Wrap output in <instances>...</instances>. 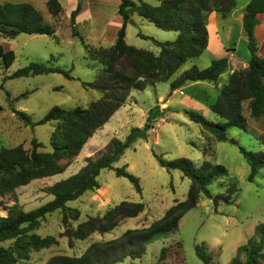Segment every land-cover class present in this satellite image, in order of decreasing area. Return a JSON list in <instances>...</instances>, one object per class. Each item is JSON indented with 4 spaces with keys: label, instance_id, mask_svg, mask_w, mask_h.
<instances>
[{
    "label": "rangeland",
    "instance_id": "rangeland-1",
    "mask_svg": "<svg viewBox=\"0 0 264 264\" xmlns=\"http://www.w3.org/2000/svg\"><path fill=\"white\" fill-rule=\"evenodd\" d=\"M58 1L62 12L53 16L47 8L48 0H1L2 3L31 4L42 14L45 23L54 28L55 35L21 34L15 39L0 36L3 49L14 51L16 55L9 68L5 67L0 58V149L21 146L24 151H31V141L35 138L43 144L40 152H51V137L57 123L34 126L28 125V121L34 124L39 122L55 107L87 108L100 99L99 92L82 86V82H93L99 78L103 70L97 61L88 59L85 46L109 48L115 44L117 33L123 24L118 15L120 0ZM134 1L152 6L159 4L157 0ZM235 1L236 8L227 16L217 13L210 16L216 18L218 34L225 46V58L228 59L227 70L218 83H208L215 86L217 95L230 74L248 66L249 53L243 30V15L250 0ZM79 4L82 9L73 24L71 15ZM258 19L255 34L259 53L264 55V14L259 15ZM74 32L77 34L75 37ZM140 34L165 42V39H169L167 35L175 36L177 33L160 29L138 15L132 16V22L126 29V43L157 55L160 49L153 41L142 38ZM222 53L220 42L213 44L212 41L211 51L188 62L177 74L193 66L207 68L213 60L220 59ZM30 63L71 70L76 80H69L58 73L6 79ZM188 85L194 83L188 82L186 86ZM25 93H28L27 97L17 99ZM181 93L170 98V108L167 116L165 114V120L155 121L147 140H138L113 164L112 169L101 172L98 177L99 189L87 192L77 201L68 203L69 207L76 208L81 213L80 219L71 222L69 227L77 229L89 217H102L109 208L123 201L142 203L144 211L137 217L121 220L111 232H96L84 240H70L66 227L62 224L61 213L57 211L48 215L38 227L25 232L40 238L52 236L56 242L46 249H32L28 259H19L16 264H46L54 256L79 257L94 243L117 239L129 229L142 228L162 218L176 200L186 199L191 182L181 171L163 167L157 156H162L166 161L189 159L196 168L205 161L222 165L226 168V174L212 182L208 187L209 191L214 197L228 196L236 191L232 193L229 203H215L213 199L201 194L198 205L182 218L178 230L157 235L147 246L142 258H126L119 264H205L196 254L197 246L205 247L212 258L210 264H230L236 257L239 246L252 239L257 240L255 228L264 225V169L259 171L254 181H249L251 168L240 149L264 153V117L251 118L245 103L247 130L228 127V141L222 142L201 124L188 118L180 101L189 95ZM169 95L170 84L164 82L149 84L143 91H133L126 104L93 134L76 158L62 161L65 169L61 174L33 180L2 197L0 216H7L10 208L29 212L50 202L53 196L49 189L56 182L76 174L88 161H96L106 155L114 139L125 141L131 129L142 128L152 108L167 107L164 98H169ZM159 96L164 98L159 99ZM197 112L211 122L223 123L211 111L206 112V115L203 110ZM122 167H126L130 174L139 179L141 193L136 191L129 179L116 175V169ZM15 244V241H9L3 246L12 247ZM163 248L169 251L161 261ZM260 264H264V261Z\"/></svg>",
    "mask_w": 264,
    "mask_h": 264
},
{
    "label": "trees",
    "instance_id": "trees-1",
    "mask_svg": "<svg viewBox=\"0 0 264 264\" xmlns=\"http://www.w3.org/2000/svg\"><path fill=\"white\" fill-rule=\"evenodd\" d=\"M159 4L152 6L147 3H136L134 0H120L118 15L123 24L117 33L115 44L109 48H94L85 46L88 59L97 61L102 67L99 78L93 82H82L85 89L100 93V99L87 108L62 109L53 108L37 123L28 121V125H45L57 123L51 137L52 151L40 152L43 144L35 138L31 141V151H24L21 146L11 149H0V199L13 193L18 187L25 186L33 180L52 177L61 174L65 166L63 160H73L85 147L93 134L103 127L113 115L126 104L133 91H143L149 84L169 83L171 93L184 88L188 81L192 83H218L226 72L228 59H215L204 69L193 66L181 74H177L188 62L199 59L208 49V23L212 13L227 16L237 6L235 0H157ZM48 11L57 16L62 12L58 0H48ZM82 6L79 4L72 12L71 22L75 24L76 17ZM264 14V0H250L243 15V30L247 38L248 66L242 71L230 74L209 109L223 123H214L202 114L192 109H185L188 118L201 124L213 133L219 141H228L226 130L234 127L247 130L244 116V105L247 103L251 118L264 117V55L259 53V43L255 30L259 25L258 16ZM153 23L156 27L174 31L177 37L174 41L161 42L152 37L149 39L160 49L159 54L138 49L126 43V29L132 22V16ZM21 34L54 36V28L45 23L42 14L28 3H2L0 0V36L5 39H15ZM73 36H77L74 32ZM0 58L9 68L15 61L14 51H5L0 45ZM58 73L69 80H76L71 70L44 64L30 63L6 79L30 77L42 74ZM28 93L17 99L27 97ZM10 99L9 93H7ZM168 110L162 111L159 106L149 111L146 124L142 128L131 129L125 141L114 139L109 152L96 161L87 164L74 175L56 182L49 193L53 199L45 205L29 212H20L10 208L7 216H0V264H16L19 259H28L30 251L42 250L56 242L52 236L40 238L26 234L27 229L39 226L48 215L57 211L61 213V221L66 227L70 240H84L92 234L113 231L123 219L134 218L144 211V204L123 201L107 210L104 216L89 217L77 229L69 227L71 222L80 219L81 213L76 208L68 206L69 202L77 201L87 192L100 188L98 177L105 169H112L113 164L124 156L126 150L138 140H147L149 132L154 129L155 121L165 117ZM251 168L249 181H254L259 171L264 169V153H252L240 149ZM160 164L168 170H179L191 182L184 201L176 200L165 212L164 216L150 225L129 229L121 237L94 243L79 257L54 256L46 264H119L126 258H142L147 246L154 238L163 233L178 230L182 218L194 209L200 195L213 199L214 202L231 201V195L213 196L209 185L226 174V168L219 164L205 161L199 168L185 158L166 161L157 156ZM116 175L125 177L141 193L139 179L130 174L126 167L117 168ZM257 240H250L239 246L236 257L230 264H260L264 261V225L255 228ZM15 241L12 247L4 243ZM168 249L163 248L160 260H164ZM197 256L205 263H211V256L204 246L196 247ZM242 258L245 260L243 261Z\"/></svg>",
    "mask_w": 264,
    "mask_h": 264
},
{
    "label": "crops",
    "instance_id": "crops-1",
    "mask_svg": "<svg viewBox=\"0 0 264 264\" xmlns=\"http://www.w3.org/2000/svg\"><path fill=\"white\" fill-rule=\"evenodd\" d=\"M215 14V12H214ZM211 16V15H210ZM215 17H210V23H208V32H209V43H208V49L207 51H211L212 48V41L213 44L215 42H220V45L223 49V53L221 58H225L226 56V51H225V46L224 43L221 39V37L218 34V29H217V25L215 23ZM175 37V38H174ZM177 37V34H175V36L167 35V38L169 39H165L167 41H174ZM216 88L215 86H211L208 83H194V85H188L182 89L176 90L173 93H171V95H169V98H164L163 96H159V99L164 98V101H167V107L165 109H161L162 111L164 110H169L170 106V98L174 95H178L177 93L182 92L183 94L185 93V95H189L188 97H185L184 99H182L180 101L181 105L183 106V109H192L195 111H200L203 110V114L206 115V112L210 111L209 109V105L212 104L215 99L217 98V94L215 93ZM181 93V94H182ZM184 95V96H185ZM158 99V100H159ZM205 102V103H204ZM159 104V103H158ZM207 110V111H206ZM168 113H166L167 116ZM166 117L162 118V119H158L157 122L159 120H165Z\"/></svg>",
    "mask_w": 264,
    "mask_h": 264
},
{
    "label": "water",
    "instance_id": "water-1",
    "mask_svg": "<svg viewBox=\"0 0 264 264\" xmlns=\"http://www.w3.org/2000/svg\"><path fill=\"white\" fill-rule=\"evenodd\" d=\"M188 82H189V83H191L192 81H191V80H189ZM233 143L235 144V142H234V141H233Z\"/></svg>",
    "mask_w": 264,
    "mask_h": 264
}]
</instances>
